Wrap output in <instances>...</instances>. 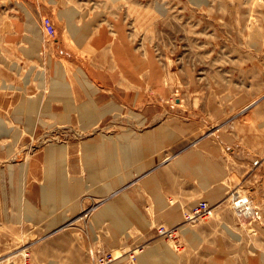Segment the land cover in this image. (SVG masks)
I'll use <instances>...</instances> for the list:
<instances>
[{"label":"rangeland","instance_id":"374dc122","mask_svg":"<svg viewBox=\"0 0 264 264\" xmlns=\"http://www.w3.org/2000/svg\"><path fill=\"white\" fill-rule=\"evenodd\" d=\"M71 25L91 29L82 48ZM32 41H39L33 54L27 50ZM118 43L119 61L115 55L112 61L100 56ZM59 65L71 86L86 85L74 76L79 70L93 73L87 79L107 94L104 102H118L125 117L143 114L142 104H150L159 109L155 114L161 120L202 125L201 133L188 141L191 144L215 130L224 114L225 118L239 114L262 98L264 103V0H0V264H23L24 254L16 253L66 225L50 224L51 214H45L40 196L47 150L82 151V141L89 135H112L119 127L111 120L85 130L79 124L57 125L42 110L32 115L17 112L28 99L52 102ZM14 181L19 187L16 202L10 189ZM239 194L262 210L258 220L240 216L233 203ZM203 202L210 212L193 218ZM222 204L233 217L230 226L235 232L225 239L229 258L235 264H260L264 160H253L251 175L237 180ZM28 205L35 208V216L28 213ZM213 209L201 200L184 214L181 225L156 226L158 238L183 247V233L216 219ZM77 224L86 227L84 222ZM214 225L223 231L219 223ZM72 228L37 242L27 251L30 264H138L141 248L124 254L88 246ZM160 231L173 233L162 236ZM35 249H41L42 256L34 257Z\"/></svg>","mask_w":264,"mask_h":264},{"label":"crops","instance_id":"0c3cea01","mask_svg":"<svg viewBox=\"0 0 264 264\" xmlns=\"http://www.w3.org/2000/svg\"><path fill=\"white\" fill-rule=\"evenodd\" d=\"M72 26L75 41L82 48L91 29ZM104 54L100 56L109 57L106 60L112 61L110 57L115 55L119 61V43ZM57 68L53 100L38 101L35 112H48L57 125L79 124L88 130L114 120L119 127L112 135H89L82 141V151L69 147L66 154L61 150L65 156L51 157L60 167L52 168L50 174L46 172L47 152L57 148L47 150L43 157L45 182L40 189H46L51 179L57 201L45 214H51L55 224L70 222L68 227L83 235L85 245L124 254L143 249L138 264H235L225 242L226 235L235 236L230 226L233 217L222 203L237 180L251 175L253 160H264L263 98L239 114L233 112L227 118L218 115L222 123L189 144L201 133L202 125L161 120L155 114L159 109L150 104H142L143 114L125 117L119 103L104 102L107 94L87 79L93 73L83 69L75 73L77 81L86 84L76 87L69 84L63 66ZM57 82L63 83L64 89L55 87ZM115 91L119 97V87ZM63 196L68 198L67 205L59 202ZM201 200L217 211L216 219L183 233L186 244L181 248L158 238L156 226L181 225L184 214ZM82 222L85 228L77 224ZM214 223L223 231L215 229Z\"/></svg>","mask_w":264,"mask_h":264},{"label":"bare ground","instance_id":"6f19581e","mask_svg":"<svg viewBox=\"0 0 264 264\" xmlns=\"http://www.w3.org/2000/svg\"><path fill=\"white\" fill-rule=\"evenodd\" d=\"M30 27H31V29L34 31L35 30V28H34V24H30ZM38 40V39H37ZM38 45H39V41H36V42H33L32 43V47H31V52L32 53H35L36 51H37V49H38ZM55 82H56V80H55ZM63 84V83H62ZM60 82H57L56 84H55V87H57V88H59V89H64V85H62ZM47 86V85H46ZM53 86V85H52ZM46 89V88H45ZM59 92V91H58ZM53 93V92H52ZM64 93V92H63ZM71 94V93H70ZM90 96V95H89ZM62 97V96H61ZM97 100V99H96ZM38 101L37 100H25V101H23V102H21V104L18 106V108H17V112L19 113V114H25V113H29V114H31L32 115V113H35V111L37 110V103ZM81 103V102H80ZM97 103V102H96ZM76 105V104H75ZM109 105V104H108ZM43 106V105H42ZM76 108H77V106H76ZM249 108V107H248ZM114 110V109H113ZM76 111H77V109H76ZM112 111V110H111ZM117 111V110H116ZM108 112V111H107ZM106 112V113H107ZM41 113V112H40ZM73 113V112H72ZM49 114V113H48ZM78 115V114H77ZM20 117V116H19ZM102 117V116H101ZM110 117V116H109ZM108 117V118H109ZM56 118V117H55ZM4 120V119H3ZM3 123V122H2ZM169 132V131H168ZM165 133V132H164ZM100 137V136H99ZM171 137V136H170ZM102 140V139H101ZM168 140V139H167ZM173 142V141H172ZM196 143V142H195ZM123 144V143H122ZM126 145V144H125ZM131 147V146H130ZM82 150V149H81ZM65 153H63L61 150H59V149H52V150H49L48 152H47V159H46V172H48V174H50L51 173V170H52V168H56V167H60V164H58V163H56V161H54V159H52L51 157H53V156H65L64 155ZM73 154V153H72ZM131 156V155H130ZM130 162V161H129ZM9 167V166H8ZM128 169V168H127ZM124 172V171H123ZM134 172V171H133ZM13 174V173H12ZM11 175V174H10ZM103 175V174H102ZM105 177V176H104ZM16 181H14L13 183H11L10 185V189L12 190V191H14V193L12 194L13 195V197H12V200H13V202H16V201H18V194H17V192L16 191H18L19 190V187L17 186L18 184H16L15 183ZM108 183V182H107ZM52 181H51V179H49L48 181H47V185H46V189L44 188L42 191H41V189H40V191H41V194H40V196H41V198H42V201H43V205H44V209L45 210H47V211H50V206L54 203V202H56L57 201V196H56V194H55V192H54V190H53V188H52ZM57 186V185H56ZM230 191V190H229ZM117 192V191H116ZM117 194V193H116ZM251 195V194H250ZM113 196H115V194L113 195ZM110 197V196H109ZM233 197V196H232ZM231 197V198H232ZM38 199V198H37ZM80 199V198H79ZM59 202L60 203H62V204H66L67 205V203H68V198H66V197H61L60 198V200H59ZM34 203V202H33ZM232 203V202H231ZM209 204V203H208ZM228 207V206H227ZM260 207V206H259ZM47 208V209H46ZM58 208V207H57ZM263 208V207H262ZM261 208V209H262ZM84 209V208H83ZM215 209H213V211H214ZM27 211H28V213L30 214V215H32V216H35L36 215V211H35V208L32 206V205H28L27 206ZM234 211V210H233ZM71 212V211H70ZM89 212V211H88ZM261 212H262V210H261ZM260 212V213H261ZM47 214H49V213H47ZM211 214V213H210ZM235 214H237V213H235ZM43 216L45 215L44 213L42 214ZM82 216V215H81ZM14 217V216H13ZM78 217V216H77ZM190 218V217H189ZM244 218V217H243ZM242 218V219H243ZM77 219V218H76ZM204 219V218H203ZM245 219V218H244ZM195 220V219H194ZM262 220V219H261ZM106 221V220H105ZM242 221V220H241ZM188 222V221H187ZM262 222H263V220H262ZM186 223V222H185ZM249 223V222H248ZM50 224H55V222H54V220L53 219H51V222H50ZM251 224V223H250ZM262 224V223H261ZM70 225V222L69 223H66V225H63V226H61V227H59V228H57L56 230H54V231H52V232H50L45 238H47V237H49V236H51V235H53V234H55V233H57V232H59V231H61V230H63L65 227H67V226H69ZM250 227V226H249ZM171 229V228H170ZM256 229V228H255ZM89 230V229H88ZM181 231V230H180ZM22 232V231H21ZM176 232V231H175ZM174 232V233H175ZM24 234H25V231L23 232ZM27 234V233H26ZM252 234V233H251ZM21 235V234H20ZM28 236H29V238H30V235L28 234ZM28 236H27V238H28ZM23 237H24V235H23ZM45 238H42L41 240H43V239H45ZM24 239V238H23ZM41 240H39V241H41ZM31 241V240H30ZM39 241H37V242H39ZM37 242L36 241H34V242H30V244L29 245H26L25 246V248H23L24 250H22V251H20V252H18V253H16V252H14V253H16V255H19V254H25V252H27L28 250H32L33 248H34V246L37 244ZM25 243V242H24ZM27 244V243H26ZM39 246V245H38ZM37 246V247H38ZM44 248H45V246H44ZM19 251V250H18ZM42 251H43V249H42ZM142 251H143V249H142ZM33 252H34V257H35V255L36 256H40L41 255V249L39 250V249H35V250H33ZM14 253H11V254H14ZM15 256V255H14ZM20 256V255H19ZM42 256V255H41ZM24 257V256H23ZM11 258V257H10ZM10 258H8L7 260H9ZM13 259V258H12ZM34 259V258H33ZM37 260H38V257H37ZM34 261V260H33ZM264 261V260H263Z\"/></svg>","mask_w":264,"mask_h":264},{"label":"built area","instance_id":"2783aa9c","mask_svg":"<svg viewBox=\"0 0 264 264\" xmlns=\"http://www.w3.org/2000/svg\"><path fill=\"white\" fill-rule=\"evenodd\" d=\"M233 203L235 209L238 211L241 217L251 219V220H258L260 218V210L256 206L253 199H251L248 196H241L240 194L233 197ZM209 207L207 203L203 202L200 203V205L196 208L195 214L192 216L193 218H197L199 216H203L204 214H208ZM173 232L172 231H160V234L162 236H169ZM29 256L30 254L28 252H25L23 264H30L29 262Z\"/></svg>","mask_w":264,"mask_h":264}]
</instances>
